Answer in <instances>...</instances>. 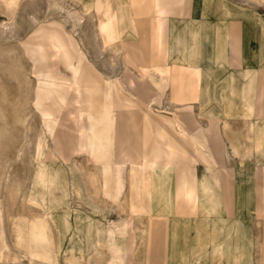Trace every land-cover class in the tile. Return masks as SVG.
<instances>
[{
    "label": "crops",
    "instance_id": "1",
    "mask_svg": "<svg viewBox=\"0 0 264 264\" xmlns=\"http://www.w3.org/2000/svg\"><path fill=\"white\" fill-rule=\"evenodd\" d=\"M78 1L88 12L83 16L54 5L77 25L86 14L100 13L104 40L120 41L128 64L155 71L140 81L126 69L117 80L123 83L118 96L129 102L124 118L115 99L100 104L98 83L84 80L92 67L99 73L60 23L39 26L27 44L37 82L48 84L39 97L48 98L43 103L50 108L73 107L65 127L80 128L85 156L96 166L126 162L122 173L80 167L97 194L96 248L106 250L101 240L107 241L108 264H264V0ZM126 31L136 41L122 40ZM154 80L166 85L149 89ZM68 83L72 87L64 88ZM125 88L137 95L145 90V97L126 96ZM151 114L177 117L157 128ZM59 168L65 209L55 210L58 224L51 226L59 235L60 262L80 250L73 238L80 239L82 230L72 228L73 218L81 217L70 207L62 162ZM72 229L66 247L62 240ZM74 263L71 256L68 264Z\"/></svg>",
    "mask_w": 264,
    "mask_h": 264
},
{
    "label": "rangeland",
    "instance_id": "2",
    "mask_svg": "<svg viewBox=\"0 0 264 264\" xmlns=\"http://www.w3.org/2000/svg\"><path fill=\"white\" fill-rule=\"evenodd\" d=\"M21 1L19 2V4L21 3L20 6L18 5L19 8L17 6L18 10L16 8L13 11L14 0H0V209L3 217L2 227L0 228V256H3V258L0 260V264H35L29 257L26 248L18 244L16 230L17 227L24 224V220L31 221L40 215H34V212L39 213V211L32 209L34 206L29 203L28 196L37 162L36 144L44 136L43 132L46 125L58 131L59 139L61 138L59 141L62 144L59 155L58 152H55L56 149L54 150L55 143L47 133L46 139L50 149L47 161L62 162L70 184V207L74 214L76 213L75 209L78 210L77 214L81 217L80 221L73 218L72 228L77 226L78 229L83 231V233L81 231L80 239L73 238L74 245L80 250H75L71 255L64 254L58 264H68L71 256H74L79 264H108L107 241L103 242L101 240V244L103 243L106 246V250L98 249L95 246L98 236L94 217L97 215V211L93 207L95 206L94 202L97 201V194L81 172L83 167L95 170L97 167L101 168V165L96 166V163L82 152L80 128L78 127L79 132H77V128L65 127V118H69L73 107L67 105V103L62 110L53 106L50 108L47 103L48 100L43 103L48 98H42L40 102L37 100L40 97L37 91L38 82L34 75L35 65L27 54L26 48L39 26L48 25L51 22L60 23L77 40L86 58L100 74H97L90 65L93 72L86 74L84 78V80L90 82V86L98 83L97 95L100 98V104L105 99L111 100V103L115 99L117 106L121 109V112L117 115L125 114L124 118L129 117V112L124 110L129 102L125 101L122 96H118L119 86L123 83L117 80H123L126 69L130 70L140 81H145V74L155 71L138 64H136L137 67L128 64L127 56L129 60L131 58L128 50L122 49L120 41L110 44L104 40L99 32L98 21L100 23V20H103L100 13L95 12V16L86 14L79 25L75 24L74 20L68 17L67 10H77L82 16L88 13L81 11L82 6L78 0ZM54 1L63 3L67 10H58L54 5ZM2 24H5L8 30L4 29L3 31ZM143 27L145 28V26ZM134 39H137V37L130 31H126L122 36L124 41ZM162 55L163 52L159 55L157 65L161 64ZM60 69L63 72L61 75L66 80L71 79V73L66 72L63 66H60ZM46 78L48 80L56 79V76H46ZM116 84L120 85L117 87ZM150 84L151 88L149 89L161 88L166 85L164 83H158L157 85L155 80L150 81ZM47 85L46 83L42 84L44 89H47L45 88ZM66 85L64 88L71 87V83ZM112 89L117 91L115 98L110 95ZM124 93L133 99L138 96L145 97V90L143 93L140 90V94L137 95L139 91L125 88ZM70 96H72L71 93L68 94V97ZM182 100L187 101L186 97ZM153 110L155 111V109ZM42 112L53 116L44 119ZM135 114L139 118L144 116L143 113ZM174 119L164 115L151 114V121L153 120V125L157 128H162L164 123L172 124L171 122ZM171 128L164 129L170 132ZM182 131L180 129L183 134ZM116 147L118 149L120 144H116ZM129 152H131L130 149ZM68 164L71 165L68 166ZM75 167H79V169ZM77 192H80L81 195L79 196ZM52 204L53 207H58L56 199L52 200ZM87 207L92 209L93 212V215H90L89 218L86 212ZM74 214L73 217L76 216ZM88 226H91L92 231H86ZM57 234L58 232L53 230L56 246L59 245V235ZM65 235L66 237H63L62 242L67 247L72 241L74 230L72 229V233L66 232ZM108 235L106 239H108ZM99 237L103 238L102 232H100ZM62 253L63 250H60V255Z\"/></svg>",
    "mask_w": 264,
    "mask_h": 264
},
{
    "label": "bare ground",
    "instance_id": "3",
    "mask_svg": "<svg viewBox=\"0 0 264 264\" xmlns=\"http://www.w3.org/2000/svg\"><path fill=\"white\" fill-rule=\"evenodd\" d=\"M19 2L20 0H14V5L12 7L13 11L17 8ZM2 27H3V31L4 29L8 30L5 24H2ZM77 76L78 73L76 72V70H74L73 77L75 80ZM77 83H78L77 80L73 82L75 86L77 85ZM125 83H127V81ZM42 84L43 83L38 82L37 91L43 88ZM81 87L82 85L81 83H79L77 88L79 89ZM37 100L40 102L41 98H37ZM60 100H63V98H61ZM42 116L44 119H47L48 117L53 115L45 114L42 112ZM45 128L46 129H44L43 132L44 136L40 138V140L38 139L39 141L36 144L35 155L37 162L35 165L31 189L28 196L29 203L34 207H38L42 211V214L36 216L31 221L24 220L23 221L24 224L17 227L18 229L16 230L17 231L16 234L18 235L17 236L18 244L26 248L29 257L31 258L32 261H34L33 263L58 264L59 254L57 255L56 252L57 249L55 250V242H54L55 239L53 237V232H52L53 228L51 225L58 224V218L55 215L57 213H55V210L61 209L62 211H64L65 209V203L63 201L64 181L63 178L61 177V174L58 172V170L60 169L59 162L54 163L47 161V158L49 157L50 154L49 153L50 149L48 147V143L46 139L47 133H49L53 142L55 143L54 150L56 149L55 152H58V154L61 150L62 144L59 141L61 138L59 139L58 131H56V129L49 128V125H46ZM76 131L79 132V129H77ZM125 163L126 162H123L117 166H113L112 164L106 163L101 166H103L104 170L111 169L114 167L120 173H122ZM157 165L158 164L154 162L151 165V168L155 169ZM53 199L57 200L58 207L56 208L53 207L52 204ZM2 223H3V217H2V211L0 209V228L2 227ZM2 258L3 256H0V260H2Z\"/></svg>",
    "mask_w": 264,
    "mask_h": 264
}]
</instances>
